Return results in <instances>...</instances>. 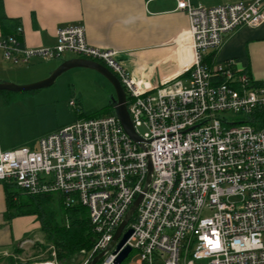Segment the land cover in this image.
<instances>
[{
    "label": "built area",
    "instance_id": "1",
    "mask_svg": "<svg viewBox=\"0 0 264 264\" xmlns=\"http://www.w3.org/2000/svg\"><path fill=\"white\" fill-rule=\"evenodd\" d=\"M178 9L190 21L188 77L156 90L134 80L118 52L90 46L82 26L59 29L53 48L22 49L15 37L0 41L3 58L15 65L72 53L105 66L124 88L144 142L143 148L132 141L115 115L79 120L39 138L36 149L5 151L0 143V183L31 197H60L67 223L70 212L83 208L95 235L87 262L109 248L142 195L124 231L132 230L130 239L100 264H115L125 247L136 252V264H264V128L254 125L264 112V87L234 61L203 62L229 32L264 23V0L214 8L181 0Z\"/></svg>",
    "mask_w": 264,
    "mask_h": 264
},
{
    "label": "crops",
    "instance_id": "2",
    "mask_svg": "<svg viewBox=\"0 0 264 264\" xmlns=\"http://www.w3.org/2000/svg\"><path fill=\"white\" fill-rule=\"evenodd\" d=\"M180 1L0 0V41L15 37L22 49L53 48L58 43L59 29L82 26L90 46L118 52L119 60L129 75L156 90L165 81H185L188 77L185 72L192 59L188 35L190 21L187 13L178 9ZM189 2L195 6L214 8L247 3L248 0ZM2 15L10 20L4 28L1 25ZM215 52L214 64L224 66L234 61L237 69L264 87V23L257 28L240 27L229 32ZM61 58L45 61L34 57L27 64L18 65L47 62L38 68L41 70L36 81H26L14 78L15 75L2 67L1 62L5 59L0 52V59H3L0 62V80L19 86L37 83L47 78L63 61L70 60ZM0 96L3 99L0 100V143L5 151L21 147L36 149L39 138L72 124L48 133H26L19 126L26 119L28 108H16L19 104L14 103L11 96ZM7 202L5 184L0 183V264H33L40 255H33L34 251L38 248L43 250L41 243L31 238L34 222L37 227L41 226L40 222H37L36 216L17 215L8 208ZM76 212L81 211L70 214L69 223Z\"/></svg>",
    "mask_w": 264,
    "mask_h": 264
},
{
    "label": "rangeland",
    "instance_id": "3",
    "mask_svg": "<svg viewBox=\"0 0 264 264\" xmlns=\"http://www.w3.org/2000/svg\"><path fill=\"white\" fill-rule=\"evenodd\" d=\"M76 57L77 56L72 53H65L62 55L61 60ZM1 61H3V59H0V62ZM1 63L5 70L15 75V77L13 76L14 78L17 79L19 77L26 81H36L35 79H37L41 70H38V68H41L45 63L47 64V62H40L41 64L30 66H16L5 60ZM0 82L7 81L0 80ZM9 83L19 85L14 82ZM33 83L30 82L29 85ZM7 93L9 94L8 96H11V100L14 101V103L19 104L15 106L16 108H24L25 106L28 108V115L25 117L26 119L21 122V126L19 127L24 129L26 133L34 134L48 133L64 125L82 120L78 118L79 112L84 116L98 115L110 105L113 98H116L114 88L103 76L95 71L83 68H75L63 73L57 78L55 83L48 88L32 92ZM0 100H3L1 96ZM72 102L75 104L74 106ZM221 116L233 122H240L242 119L241 116H236L232 113H224L221 114ZM138 131L141 135L146 133L144 128H139ZM12 191L19 193L22 200L25 199L16 187H13ZM55 208H59L57 204ZM77 208V210H83L81 207ZM70 214H72V212H70ZM57 217V224L60 225L65 224L68 226L69 224L70 226L72 225L71 222H74V225L88 224L87 216L83 211L76 212L70 223H67L66 220L62 222L60 221V217ZM37 222L39 223V221ZM36 224L37 223L34 222V231L32 232L31 238L35 241H39L43 250L38 248L34 251L33 255H40L33 264L52 261L57 258V248L53 246V244L48 243L46 233L42 230L41 226L37 227ZM87 255L85 251H82L72 258V264H85ZM137 258L136 252H133L129 259L123 264H136Z\"/></svg>",
    "mask_w": 264,
    "mask_h": 264
},
{
    "label": "trees",
    "instance_id": "4",
    "mask_svg": "<svg viewBox=\"0 0 264 264\" xmlns=\"http://www.w3.org/2000/svg\"><path fill=\"white\" fill-rule=\"evenodd\" d=\"M8 19L1 16V25L4 27L9 24ZM204 56V63L210 67L214 65L216 58V52L211 51ZM256 86H262L261 84L254 82ZM2 95H9L7 92H0ZM79 119H91L107 115H115L114 109L111 105L106 107L98 115L84 116L79 112ZM254 125L258 128H264V112L258 113L254 116ZM5 184L7 191V203L10 210H14L17 215H36L40 222L42 230L47 235L48 243L53 244L57 248V262L58 264H72V258L85 251L87 260L95 244V235L89 224L84 225H70L57 224V216L60 217V221L66 220L67 212L63 207V203L60 197L53 195H45L39 197H31L22 193L25 198L22 200L20 194L12 191L15 187L13 184ZM59 208H55V205ZM75 212V211H73ZM72 212V213H73ZM14 264V263H13ZM100 264V263H98Z\"/></svg>",
    "mask_w": 264,
    "mask_h": 264
},
{
    "label": "water",
    "instance_id": "5",
    "mask_svg": "<svg viewBox=\"0 0 264 264\" xmlns=\"http://www.w3.org/2000/svg\"><path fill=\"white\" fill-rule=\"evenodd\" d=\"M75 68H83V69H89L95 71L101 76H103L112 85V87L116 92V98L112 99L110 105L114 109L115 116L119 120L124 132L132 139V141H134L135 143L139 144L144 148V142L137 134L132 119L130 117V114L128 112L127 103H126L127 98L124 88L122 87L117 77L102 64L82 58H73L70 60L63 61L55 70H53L49 74L48 78L34 84L19 86L8 82H0V92L23 93V92H32V91L48 88L52 86L57 80V78L61 76L63 73ZM151 175H152V166L149 163L147 184L150 181ZM142 198L143 196L140 195L133 203L132 207L125 216V219L118 227L109 248L105 252H102L99 255L95 256L85 264H98L107 251L115 248V252L117 253L124 247V245L130 239L133 233L132 230H127L125 233L124 231L127 225L129 224L130 219L132 218L135 211L139 207ZM130 253H131V248L125 247L119 254L115 264H122L123 261L128 258Z\"/></svg>",
    "mask_w": 264,
    "mask_h": 264
}]
</instances>
